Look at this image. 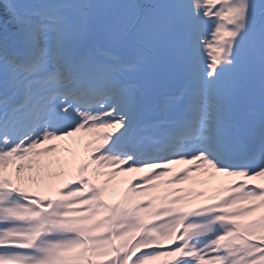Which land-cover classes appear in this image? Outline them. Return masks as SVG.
Returning <instances> with one entry per match:
<instances>
[{"label":"snow or ice","instance_id":"snow-or-ice-1","mask_svg":"<svg viewBox=\"0 0 264 264\" xmlns=\"http://www.w3.org/2000/svg\"><path fill=\"white\" fill-rule=\"evenodd\" d=\"M0 264H264V0H0Z\"/></svg>","mask_w":264,"mask_h":264},{"label":"bare ground","instance_id":"bare-ground-1","mask_svg":"<svg viewBox=\"0 0 264 264\" xmlns=\"http://www.w3.org/2000/svg\"><path fill=\"white\" fill-rule=\"evenodd\" d=\"M78 135H79V134H78ZM79 150H80L81 152H83V151H84L83 146H80ZM173 167H181V166L176 165V166H173ZM121 175H122V176H126V177L131 178V177H133V176H138V175H140V174H139V173H122ZM229 179H231V178H229ZM124 187H125L124 185H121V190H123Z\"/></svg>","mask_w":264,"mask_h":264}]
</instances>
